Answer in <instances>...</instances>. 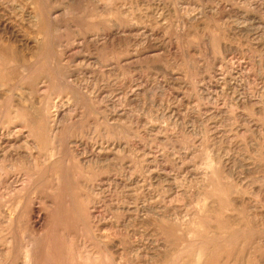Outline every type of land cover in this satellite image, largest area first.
<instances>
[{
  "label": "rangeland",
  "instance_id": "obj_1",
  "mask_svg": "<svg viewBox=\"0 0 264 264\" xmlns=\"http://www.w3.org/2000/svg\"><path fill=\"white\" fill-rule=\"evenodd\" d=\"M0 65V264H264V0H0Z\"/></svg>",
  "mask_w": 264,
  "mask_h": 264
},
{
  "label": "bare ground",
  "instance_id": "obj_2",
  "mask_svg": "<svg viewBox=\"0 0 264 264\" xmlns=\"http://www.w3.org/2000/svg\"><path fill=\"white\" fill-rule=\"evenodd\" d=\"M51 32H52V31H51ZM115 32H116V31H115ZM2 33H3V32H2ZM13 40H14V39H13ZM15 42H16V41H15ZM14 46H15V44H14ZM11 47H13V46H11ZM33 47H34V46H33ZM1 48H2V47H1ZM12 49H13V48H12ZM4 50H5V49H4ZM11 51H12V50H11ZM15 51H16V50H15ZM12 54H13V53H12ZM12 54H11V55H12ZM0 66H1V65H0ZM14 68H15V67H14ZM14 68H13V69H14ZM16 68H17V67H16ZM2 69H3V66H1V70H2ZM13 71H14V70H13ZM0 73H1V72H0ZM2 83H3V82H2ZM5 94H6V93H5ZM55 118H56V117H55ZM28 119H29V118H28ZM29 120H30V119H29ZM2 131H3V130H2ZM7 136H8V133H7ZM1 137H2V136H1ZM3 138H4V137H3ZM4 141H5V140H4ZM4 141H3V142H4ZM4 145H5V144H4ZM7 145H8V143H7ZM9 145H10V144H9ZM256 229H257V228H256ZM31 241H32V240H31ZM36 241H37V240H36ZM33 247H34V246H33ZM26 248H27V247H26ZM33 253H34V252H33ZM35 255H36V254H35ZM33 258H34V257H33ZM24 259H25V258H24ZM26 259H27V258H26ZM24 261H25V260H24ZM24 261H23V262H24ZM23 264H24V263H23Z\"/></svg>",
  "mask_w": 264,
  "mask_h": 264
}]
</instances>
